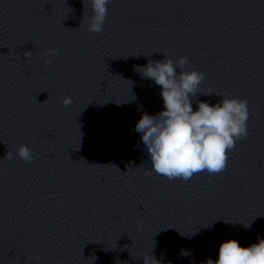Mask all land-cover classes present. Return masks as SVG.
<instances>
[{
  "label": "clouds",
  "instance_id": "obj_1",
  "mask_svg": "<svg viewBox=\"0 0 264 264\" xmlns=\"http://www.w3.org/2000/svg\"><path fill=\"white\" fill-rule=\"evenodd\" d=\"M110 2L88 0L91 15L86 25L87 31L98 34L104 30ZM42 55L47 58L45 66H48L52 63L50 57L59 55V51L52 48ZM188 64L186 56L175 61L165 57L137 67L142 78L150 79L160 86L163 110L155 115L143 112L134 130L141 134L140 140L153 172L169 181L179 178L185 182L195 174L207 172L211 184L212 175L222 173L227 168L229 152L238 141L249 135L248 102L238 97H221L219 93H201L199 86L205 80V75L196 70H185ZM197 94H214L221 99L211 105L207 101L195 100ZM194 101L197 105L195 111ZM72 103L71 96L62 101L64 107ZM16 157L30 164L34 152L28 145L20 144L5 155L7 160ZM191 255V250H182L180 253V256ZM31 259L38 264L41 257L37 255ZM141 259L143 264H159L152 253ZM206 264H264V238H258V242L247 247L241 246L235 239L226 240L220 244L218 259H208Z\"/></svg>",
  "mask_w": 264,
  "mask_h": 264
}]
</instances>
